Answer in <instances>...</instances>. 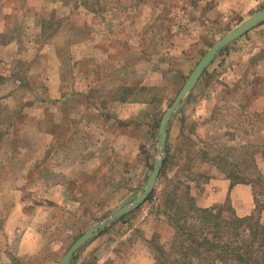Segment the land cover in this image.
I'll use <instances>...</instances> for the list:
<instances>
[{
	"label": "rangeland",
	"instance_id": "obj_1",
	"mask_svg": "<svg viewBox=\"0 0 264 264\" xmlns=\"http://www.w3.org/2000/svg\"><path fill=\"white\" fill-rule=\"evenodd\" d=\"M230 1H225L227 7L219 0H0V30H8L0 31V59L11 60L7 76L23 83L11 90V101L0 102V188H7L3 179L10 173V159L17 158L16 167L21 168L36 156L45 157L46 165L63 173L52 179L62 181L67 192L66 204H58L56 211L51 208V216L42 223L39 250L18 256L0 237V264H58L83 232L143 191L155 158L166 157L167 143L164 154L158 143L163 112L204 52L264 8V0L255 5ZM185 12L189 18H184ZM47 47L46 57L42 52ZM76 59L84 61L78 67L82 76L91 61L100 77L112 71L115 95L121 96L129 84L144 86L134 93L132 104L109 106L126 121L104 123L99 116L91 117L90 145L83 156L93 166L89 173L84 168L76 171L74 161H60H76V155L86 154L76 149V141L81 143L76 134ZM7 83L1 75L0 96ZM144 98L150 101L141 106ZM175 113L167 129L170 163L148 197L100 228L75 251L69 264H130L128 257L140 236L137 230L155 212L161 213L155 223L158 242H166L171 238L167 222L172 223L168 217L172 206L164 214V205L175 183L169 180L187 183L192 196L191 187L196 191L204 185L216 154L264 175V20L218 51ZM43 128L52 131L49 138H42ZM181 130L190 140L182 138ZM48 139L49 148L36 147ZM84 166L81 160L78 168ZM40 168L30 170L33 200L39 197ZM257 196L264 198L263 192ZM6 201L2 196L0 206ZM16 239L13 236V244Z\"/></svg>",
	"mask_w": 264,
	"mask_h": 264
},
{
	"label": "crops",
	"instance_id": "obj_2",
	"mask_svg": "<svg viewBox=\"0 0 264 264\" xmlns=\"http://www.w3.org/2000/svg\"><path fill=\"white\" fill-rule=\"evenodd\" d=\"M204 1L208 3V0ZM219 1H223L224 3L226 0ZM241 1H243L244 4L250 3V5H255L257 3V0ZM227 2L231 1L227 0ZM227 2H225V4H227L228 7ZM184 18H189L188 12L184 13ZM0 31L8 32L7 29H1ZM0 48H2V45H0ZM49 52L50 47H47L42 53H45L47 57V55H49ZM3 59H0V76L2 75L4 76V78H7L8 85L4 86V88H6V91L2 93V97L0 96V102H2L3 100L11 101V90L23 85L20 79L14 78L13 76L12 78L7 76V73L8 75H10L12 70L11 60H8V58ZM64 60V63H66L67 59ZM81 62L84 63L83 60L76 59V134H80L79 138L81 140L80 144L76 141V149L85 151L86 154L76 155V161L73 158H65L60 161L62 163L64 162L65 164H67V162H65L67 160H70L72 162L74 161L73 164H76V171L84 168V172L89 173L90 169L93 166H91V162H89L88 159H84L83 156L87 155L90 145V132L88 131V128L92 127L93 124L90 122L91 117L99 116L102 118L101 121L104 123H110L113 119H116L118 122L126 121L125 116H122L121 114H118L116 116L113 111L110 110L111 107L109 106L113 105L114 107H120L125 104L124 102L132 104V102H135L133 100H136L134 99V93H136V91L140 89H144V86H140L139 88V86L137 85L130 86L131 84H129L128 87L125 86L124 88H122L125 90L124 93L121 94V96L115 95L118 94V91L111 87L115 83L112 71H107L105 76H102L105 77L103 79L102 77L98 76V66L96 68V64L91 61L89 64L88 72H85V75L82 76V73L78 72V67L81 66ZM123 65H125V63ZM124 69H126V67ZM129 71L131 70L129 69ZM202 75L200 76V78L202 77ZM102 79L105 81L103 82V86L100 85L99 87L98 81ZM199 80L197 81V83L199 82ZM78 84L82 88H78ZM194 87L192 88V90L194 89ZM99 96H102L101 99L98 98ZM149 101V99L144 98L141 100L142 103L140 105L143 106ZM185 101L186 100H184V102ZM146 112L147 111L145 108L143 114L145 115ZM54 115L60 116V114ZM182 117L185 116L182 114L180 116V120ZM128 118H131V116ZM40 133L42 138H49L52 135V131H50L48 128L41 129ZM184 133L187 134V132ZM180 134H182L181 131ZM182 138L184 137L182 136ZM167 139L168 137L166 138V143ZM49 144L50 142L48 139L45 143H43L42 145H37L36 147L40 148L39 150H44L46 148H49ZM44 158L42 157L38 160L36 156H34V158L27 159L21 168L16 167L17 158H12V161L10 159L9 166L7 167L10 170V173L8 174L7 179H3V181L8 182L7 188H0V196L7 197L6 204L0 206V232L2 231L3 234L2 236L0 235V237H4V241L8 244L11 252L14 254H19L18 256H28L30 254L36 253L39 250V248L43 244L42 232L40 231V228L42 229L43 221H47L49 219L51 208L55 209L56 211L55 207L58 204H66L67 192L65 189V185L60 180L52 179V176H54L56 173L58 175H62L63 173H60L59 170L56 172L53 165H51L50 163L49 165H46V160L44 161ZM226 158L231 161L228 157ZM81 160L86 166L78 168ZM61 162L60 164H58L59 162L57 163L52 161V163L63 167L64 165H61ZM44 164L48 167H46ZM212 165L214 166H212V170L208 174L204 185H202L200 189L196 191H193L192 187L190 189L195 204L199 207H211L226 202L230 205L235 215L239 217L250 215L254 211L255 207L254 185L251 182H234L230 177H228L225 171L221 170L216 165V163H213ZM38 166H41V172L37 174L39 177L38 182H41L38 184L39 197L33 200L34 196L33 194H31L32 189L30 190L28 183L32 179L29 175L30 170L33 173L38 171ZM37 175L36 177H34L35 180L37 179ZM80 195V192L76 189V198H78V196ZM78 204L79 202L76 200V205ZM41 211H43L45 214H41ZM160 215V212L150 214L145 218L142 226L138 228L137 231L139 232L140 236H138V240L134 243V246L136 248L134 247L135 249H132V253L128 257V261L130 262V264H154V259L152 255L150 256V254L152 253L150 250V241L156 231L155 223L159 219ZM1 223H3L2 227ZM29 224H32L31 226L36 227L37 231L29 227ZM16 235L18 236V239H16L15 243L13 244L12 238ZM79 257H83V255H80ZM101 261L97 262L99 263Z\"/></svg>",
	"mask_w": 264,
	"mask_h": 264
},
{
	"label": "trees",
	"instance_id": "obj_3",
	"mask_svg": "<svg viewBox=\"0 0 264 264\" xmlns=\"http://www.w3.org/2000/svg\"><path fill=\"white\" fill-rule=\"evenodd\" d=\"M181 122H184V117ZM181 133L190 140L183 130ZM170 150L171 144L167 142L161 175L170 163ZM211 159L232 181L251 182L254 185V211L248 216L239 217L226 202L199 207L189 194L187 183L184 184L179 178L170 179V184L175 183L173 190L168 192L164 214H168V207L172 206L173 209L169 208L172 214H168L172 223L167 222L171 238L160 243L158 234H153L150 250L156 264H264V198L260 200L257 196L258 192L264 194V175L256 169L248 170V164L231 162L217 154ZM181 184L184 186L182 189ZM180 189L182 191L178 193Z\"/></svg>",
	"mask_w": 264,
	"mask_h": 264
},
{
	"label": "water",
	"instance_id": "obj_4",
	"mask_svg": "<svg viewBox=\"0 0 264 264\" xmlns=\"http://www.w3.org/2000/svg\"><path fill=\"white\" fill-rule=\"evenodd\" d=\"M264 20V8L256 11L243 21H241L238 25L231 28L227 31L223 36H221L218 40H216L200 57L197 61L190 74L187 76L186 80L178 90L176 96L172 100L171 104L166 108L163 112L161 119L158 125V143H159V153H163L165 151L166 138H167V129L168 124L173 116V114L180 108V105L185 98V96L192 90L200 76L203 74L208 65L212 62L218 51L226 46L228 43L241 36L243 33L257 25L258 23ZM165 155H160L155 158L154 166L152 171L150 172L148 181L141 193H139L131 203L121 206L116 211L113 212L112 215L108 216L105 220L94 224L91 228L83 232L66 250L64 255L58 264H69L73 254L75 251L80 248L86 241L92 238L100 228H103L108 222H112L115 219L119 218L123 214L129 212L130 210L137 207L140 203H142L150 194L154 185L156 183L157 177L160 172V168L163 162Z\"/></svg>",
	"mask_w": 264,
	"mask_h": 264
}]
</instances>
